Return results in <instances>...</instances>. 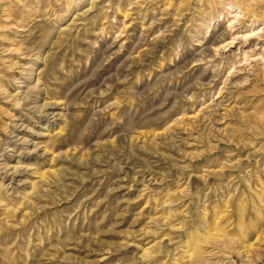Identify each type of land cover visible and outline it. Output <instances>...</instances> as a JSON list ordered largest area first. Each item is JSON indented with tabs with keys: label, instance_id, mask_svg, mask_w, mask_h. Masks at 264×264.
Masks as SVG:
<instances>
[{
	"label": "rangeland",
	"instance_id": "1",
	"mask_svg": "<svg viewBox=\"0 0 264 264\" xmlns=\"http://www.w3.org/2000/svg\"><path fill=\"white\" fill-rule=\"evenodd\" d=\"M0 264H264V0H0Z\"/></svg>",
	"mask_w": 264,
	"mask_h": 264
}]
</instances>
